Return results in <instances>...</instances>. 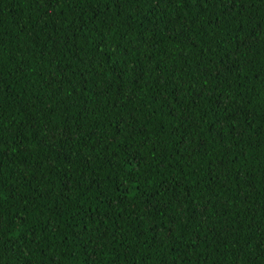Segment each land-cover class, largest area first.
Segmentation results:
<instances>
[{
    "label": "trees",
    "instance_id": "obj_1",
    "mask_svg": "<svg viewBox=\"0 0 264 264\" xmlns=\"http://www.w3.org/2000/svg\"><path fill=\"white\" fill-rule=\"evenodd\" d=\"M0 264H264V0H0Z\"/></svg>",
    "mask_w": 264,
    "mask_h": 264
}]
</instances>
